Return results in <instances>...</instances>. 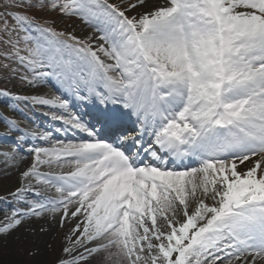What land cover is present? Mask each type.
Instances as JSON below:
<instances>
[{
    "label": "snow or ice",
    "instance_id": "obj_1",
    "mask_svg": "<svg viewBox=\"0 0 264 264\" xmlns=\"http://www.w3.org/2000/svg\"><path fill=\"white\" fill-rule=\"evenodd\" d=\"M0 9V70L98 102L93 124L69 114L62 95L13 97L58 110L51 118L65 127L55 131L82 135L28 149L0 236L47 214L71 224L56 264H264V0H3ZM19 9L76 17L93 34ZM28 135L53 137L25 132L0 154L7 167Z\"/></svg>",
    "mask_w": 264,
    "mask_h": 264
},
{
    "label": "bare ground",
    "instance_id": "obj_2",
    "mask_svg": "<svg viewBox=\"0 0 264 264\" xmlns=\"http://www.w3.org/2000/svg\"><path fill=\"white\" fill-rule=\"evenodd\" d=\"M54 28L62 31L61 27ZM85 33L84 30L83 34ZM81 37V39L84 38V36ZM37 86L38 84L29 86L17 79L15 84L11 86V90L20 94L27 93L29 96L43 95L49 98L53 96L47 87ZM2 100L5 99L0 97V101ZM21 158H17L13 166L7 167L3 162V156L0 155V210L16 205V201L9 196V193L14 192L19 186V171L24 170L32 161V158ZM245 167L241 166L240 170L243 171ZM42 170L47 171V168ZM45 195H55V193H45ZM5 215L6 213L0 212V220H3ZM70 227L71 224H67L61 229L59 224L54 223L47 214L39 218L32 217L11 231L10 234L0 236V257H4L7 264H21L23 258L25 261L22 264H51L52 260L54 261L52 264H54L62 255V248L65 243L64 236ZM27 250L34 252L31 258L26 257L25 252Z\"/></svg>",
    "mask_w": 264,
    "mask_h": 264
},
{
    "label": "rangeland",
    "instance_id": "obj_3",
    "mask_svg": "<svg viewBox=\"0 0 264 264\" xmlns=\"http://www.w3.org/2000/svg\"><path fill=\"white\" fill-rule=\"evenodd\" d=\"M2 2H3V0H0V3H2ZM162 2H163V0H148L149 6H151L153 4H157V3H162ZM0 10H2V9H0ZM19 11H21V12L28 11V12H32L37 17L47 18L50 22H52V26L53 27H61L62 31L71 32V33H73L74 35H76L79 38H82L80 35L83 34L84 30L86 31L85 34L87 36L89 34H93V29L91 27H89L82 20H80V19H78L76 17H73V16H62L58 12L35 11L34 9H19ZM138 11H142V9H137L136 12H138ZM136 12H131V13H129V15H135ZM10 23H11V21H10ZM79 33H81V34L79 35ZM95 35H99V34L96 33ZM18 78L19 77L17 76V79ZM14 81L16 82V79H14L13 75H11L10 73H8V72H6L4 70H2V71L0 70V92H3L4 90H9V86L14 85V83H13ZM54 92L56 93V95H59L58 94L59 89L57 90V88H56V91L54 90ZM7 99H9V101L13 102L17 106L13 107V104H10L8 102L7 103H0V116L4 119V120L0 119V126H3V127L7 126V124L5 122L6 120H14V121H16L17 125H19L20 128L23 127V126L27 127L26 124L33 123V120L35 118L34 113L37 114V111L35 110L34 106L36 107V109L43 110V111L51 110V108H48V107H45V106H41V105H34L31 102L17 101L14 98H10L9 96L7 97ZM23 112H24V114H22ZM2 121H4V122H2ZM34 129L36 130L37 133H43L45 131H50V130H43V129H41V127H35ZM2 134L3 135L6 134L5 135V139L6 140L0 143V149H4L5 147H9V150H11L13 148H16V141L18 139L17 136L18 135H22L21 131H15V130L11 131V132H8V133L4 132ZM32 145L38 146L37 144H32V143H29V142L28 143L27 142H21L20 149L18 150V155H21V153H22V155H31L28 152V149ZM6 150H8V149H6ZM10 210H11V207H7L6 209H4V212L9 213ZM33 253L34 252H31L29 250H27L25 252L26 257H29V258L32 257ZM24 261H25V259L23 258L22 261H21V264ZM53 262L54 261L52 260L50 263L52 264ZM0 264H7V260H5L4 257H0ZM54 264H56V262Z\"/></svg>",
    "mask_w": 264,
    "mask_h": 264
}]
</instances>
